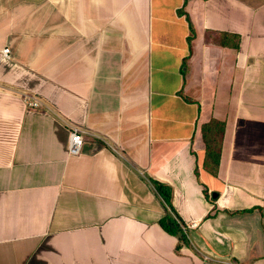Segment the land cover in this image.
I'll list each match as a JSON object with an SVG mask.
<instances>
[{"label":"crops","instance_id":"0c3cea01","mask_svg":"<svg viewBox=\"0 0 264 264\" xmlns=\"http://www.w3.org/2000/svg\"><path fill=\"white\" fill-rule=\"evenodd\" d=\"M0 264H264V0H0Z\"/></svg>","mask_w":264,"mask_h":264},{"label":"trees","instance_id":"16d2710c","mask_svg":"<svg viewBox=\"0 0 264 264\" xmlns=\"http://www.w3.org/2000/svg\"><path fill=\"white\" fill-rule=\"evenodd\" d=\"M213 123L215 124V129L204 133L205 134L204 140L206 142V146L208 147V152L211 150L209 148H212L210 145L211 143H209V142L211 140H213V141L217 140L216 137H219L221 135V133L223 132V127H224V123H222L220 121L212 120L210 122V126ZM214 147H215V145H214ZM215 158H216V156H215ZM151 182L154 185L159 196L163 199V201L166 204L164 215H162L159 218L158 223L168 233L178 235L180 242L186 243L187 242V238H186V234H185L186 231L183 230V228H182V225L184 223L179 218V216L177 215V213L175 212L174 208L171 205V201H170L171 189H170V187H168L167 185L160 183L154 179H151ZM180 245H181L180 243L177 244L176 249H178L180 247Z\"/></svg>","mask_w":264,"mask_h":264},{"label":"built area","instance_id":"2783aa9c","mask_svg":"<svg viewBox=\"0 0 264 264\" xmlns=\"http://www.w3.org/2000/svg\"><path fill=\"white\" fill-rule=\"evenodd\" d=\"M4 54L8 52V48L3 49ZM26 103L29 107H36L39 105V102L34 99V97H28L26 98ZM83 144L82 135L76 127H72V129L69 131V136L67 140V151L70 154H77L80 152ZM183 230H186L188 228L186 225H182Z\"/></svg>","mask_w":264,"mask_h":264}]
</instances>
